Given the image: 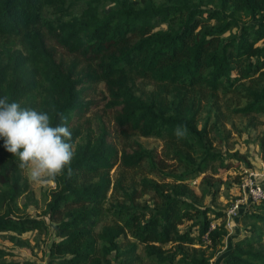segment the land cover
Returning <instances> with one entry per match:
<instances>
[{"label": "trees", "instance_id": "trees-1", "mask_svg": "<svg viewBox=\"0 0 264 264\" xmlns=\"http://www.w3.org/2000/svg\"><path fill=\"white\" fill-rule=\"evenodd\" d=\"M132 70L170 85V101L138 96ZM254 75L264 81V0H0V97L48 112L53 126L63 121L51 109L63 112L75 153L73 175L57 177L46 203L54 233L46 262L7 260L0 249V264H114L113 253L122 256L116 264H133L137 243L156 264H212L228 234L226 212L200 206L184 182L223 159L207 147L206 124H197L200 104L187 93L233 87ZM248 95L235 111L264 113V84ZM107 120L120 130V144ZM178 125L188 128L179 142ZM132 134L162 137L172 158L190 169L168 174L172 182L141 179L154 194L151 204L135 203L124 178L111 173L152 159ZM15 159L0 139V232L40 231L48 225L43 219L14 214L27 190ZM240 218L247 233L218 261L264 264V200ZM215 220L206 253L203 236ZM126 234L134 241L121 248Z\"/></svg>", "mask_w": 264, "mask_h": 264}, {"label": "rangeland", "instance_id": "rangeland-1", "mask_svg": "<svg viewBox=\"0 0 264 264\" xmlns=\"http://www.w3.org/2000/svg\"><path fill=\"white\" fill-rule=\"evenodd\" d=\"M130 82L134 92L142 99L157 98L166 103L173 96L170 85L165 86L135 70L130 71ZM263 84L264 81L258 75H254L238 81L233 87L222 86L216 91L199 88L187 93V97H195L200 104L197 124L198 127L206 124L204 139L207 147L218 152L223 159V164H220L219 160L210 162L206 170L197 178L184 182L193 190L200 206H210L226 211L236 200L243 199L242 184L246 170L253 169L262 172L263 177L261 178L264 182V113L244 115L235 111L249 100L248 90L250 88L260 87ZM98 88L99 92L102 86L99 85ZM86 117L90 118L92 129L95 132L98 131L96 114L90 112ZM107 121L111 135L115 136L116 142L120 144L122 141L120 130L109 120ZM131 139L136 140L143 148L150 151L152 159L145 160L142 165L133 169L120 167L116 171L114 168L111 173H114L115 179L120 176L124 178L127 191H134L135 203L151 204L154 194L141 184V179L172 182L173 178L168 177V174H180L190 169L186 170L184 164L172 158V149L170 150L171 147L162 137L132 134L130 141ZM222 165H229V169L224 171ZM22 175L26 181L27 190L17 199L18 212L14 214L37 217L43 219L48 225L40 231L31 230L22 234L0 232V249L9 253L5 256L7 260L31 259L45 263L48 246L54 235L46 212V203L50 198L49 192L53 188L32 185L26 180L23 172ZM257 204L246 202L243 208L244 210L247 207L254 208ZM244 210L235 218L230 219L227 225L228 234L216 248L214 264H221V261H218L219 256L230 242L247 233L240 220ZM110 222L105 219L103 223L110 224ZM185 227L186 223L181 225V228ZM131 241L134 239L130 234L118 239L121 248H125ZM211 247V241H205L206 253L211 251ZM136 253L139 256V263L136 261L133 264H156L153 259L146 256L143 244L137 243ZM112 256L114 264L122 259V256L118 257L115 253Z\"/></svg>", "mask_w": 264, "mask_h": 264}, {"label": "clouds", "instance_id": "clouds-1", "mask_svg": "<svg viewBox=\"0 0 264 264\" xmlns=\"http://www.w3.org/2000/svg\"><path fill=\"white\" fill-rule=\"evenodd\" d=\"M51 112L63 123L53 126L48 112L21 107L18 102L9 103L7 97H0V139L4 149L16 158L14 162L30 184L55 189L57 177L65 175V170L67 178L73 175L75 153L67 117L54 107ZM173 135L178 142L186 139L187 126H176Z\"/></svg>", "mask_w": 264, "mask_h": 264}, {"label": "built area", "instance_id": "built-area-1", "mask_svg": "<svg viewBox=\"0 0 264 264\" xmlns=\"http://www.w3.org/2000/svg\"><path fill=\"white\" fill-rule=\"evenodd\" d=\"M263 173L260 171H255L253 169L245 171V177L242 184L244 197L243 199L236 200L225 212L226 224L229 225L230 219L238 216L242 210H244L243 205L246 202L258 203L264 200V182L262 181ZM243 208V209H242ZM218 221H211L209 223L208 231L204 234L203 240L209 241V231L213 230ZM228 228V227H227ZM214 258V257H213ZM213 258L211 259L212 264Z\"/></svg>", "mask_w": 264, "mask_h": 264}]
</instances>
